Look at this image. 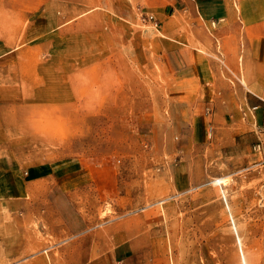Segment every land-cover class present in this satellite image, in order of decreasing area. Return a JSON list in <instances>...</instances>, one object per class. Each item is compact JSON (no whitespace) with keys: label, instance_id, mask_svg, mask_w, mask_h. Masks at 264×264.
<instances>
[{"label":"rangeland","instance_id":"rangeland-1","mask_svg":"<svg viewBox=\"0 0 264 264\" xmlns=\"http://www.w3.org/2000/svg\"><path fill=\"white\" fill-rule=\"evenodd\" d=\"M5 3L0 264H264V137L191 0Z\"/></svg>","mask_w":264,"mask_h":264},{"label":"crops","instance_id":"crops-1","mask_svg":"<svg viewBox=\"0 0 264 264\" xmlns=\"http://www.w3.org/2000/svg\"><path fill=\"white\" fill-rule=\"evenodd\" d=\"M148 1L163 17L178 0ZM191 4L198 22H203L215 36L224 71L236 76L245 74L248 80L242 106L250 108L254 118L244 137L255 141V146L264 137V0H191ZM12 12L26 17L21 6L0 0V15ZM181 49L185 58L177 54L174 64L187 69L185 75L202 84L215 78L213 63L198 46L186 45Z\"/></svg>","mask_w":264,"mask_h":264},{"label":"bare ground","instance_id":"bare-ground-1","mask_svg":"<svg viewBox=\"0 0 264 264\" xmlns=\"http://www.w3.org/2000/svg\"><path fill=\"white\" fill-rule=\"evenodd\" d=\"M221 179H223V178H221ZM222 181V180H221ZM225 197V196H224Z\"/></svg>","mask_w":264,"mask_h":264}]
</instances>
